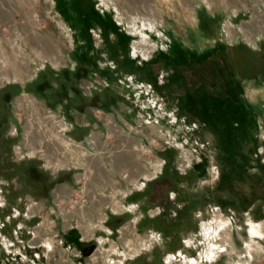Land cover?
<instances>
[{
	"label": "rangeland",
	"instance_id": "374dc122",
	"mask_svg": "<svg viewBox=\"0 0 264 264\" xmlns=\"http://www.w3.org/2000/svg\"><path fill=\"white\" fill-rule=\"evenodd\" d=\"M247 47L264 50V0H0L3 157L65 172L45 180L46 196L38 170L0 177V264H264V78L243 79L264 61ZM220 57L242 76L230 89L216 80ZM225 94L227 110L256 118L252 150L227 153L199 120ZM7 96L17 121L3 115ZM58 97L66 135L102 147L80 165L58 149L60 164L29 157L58 132ZM30 130L45 141L27 142Z\"/></svg>",
	"mask_w": 264,
	"mask_h": 264
},
{
	"label": "trees",
	"instance_id": "16d2710c",
	"mask_svg": "<svg viewBox=\"0 0 264 264\" xmlns=\"http://www.w3.org/2000/svg\"><path fill=\"white\" fill-rule=\"evenodd\" d=\"M248 51H250L252 54H260L263 55L261 56V60L264 61V50L263 51H259V47H253V48H246ZM260 52V53H259ZM241 65L240 66H246V60L244 59L243 56L239 55L238 58ZM211 63V65L215 64V60L213 61H209ZM217 62V60H216ZM226 61L220 57L218 60V65L215 67L216 69H218V71H220L221 73H223V75H221L220 77H217L216 80L218 79L220 84L223 86V88H228L230 89L232 87V82H238L240 79H242V76L240 75V73L237 72L236 68L233 70L232 69V78L228 77L226 68L227 65L225 66ZM227 64V63H226ZM263 66V70L262 71H257L256 73V69L255 67L252 66V64H248L245 69L246 71H248V73L245 75L243 73V79H257L259 80L260 78H264V63H262ZM85 68L83 66H78L77 70L80 72L82 70H84ZM254 70V72H252ZM217 71V70H216ZM251 71V72H250ZM255 73V75H253ZM263 75V76H262ZM52 78V77H51ZM231 79V80H230ZM51 80V79H50ZM49 79H45V83H46V87H49L48 89H53V90H57V86L56 87H52L51 85V81ZM65 80V79H64ZM67 80V79H66ZM65 80V81H66ZM217 80V81H218ZM165 82V81H164ZM166 85V83H164ZM163 84V86H164ZM212 87H215V84H212ZM44 84H40V87L43 89L45 88ZM64 87V91L68 89V86H71L70 84H68V80L67 82H58V87ZM44 90V89H43ZM42 90V91H43ZM12 92L10 93L11 96ZM53 97L55 94H52ZM72 95L74 96H78L80 99L82 97H84L82 94H80V91H78L77 88H74L72 91ZM181 95V94H180ZM10 96H7V99L4 100V104H3V115H9V100H10ZM57 96V95H56ZM226 97H224V103L226 104H219V109L215 106H210L208 108V112L206 114V116H200L201 121H203V124L208 125L209 127L212 128V131L215 135H217L219 137L218 141H219V146H224L227 150L226 152L229 153L233 148H242L243 149L245 147L248 146L249 147L251 145V149L248 148V150H252L253 148H255L259 142L258 139L256 137V135L253 133L254 130H256L257 128V122H256V118H253L251 116H254L253 114L251 115L250 113H240L238 115H235L232 113V111L227 110L226 107H230L229 106V101L231 100V97L227 94H225ZM73 99V98H72ZM98 100V99H97ZM62 100L58 97V99L54 100L51 105L61 102ZM66 105L65 108H69V103H64ZM215 104V103H214ZM225 105V106H224ZM221 107V108H220ZM67 109H65L66 111ZM205 114V113H204ZM254 129V130H253ZM1 139V138H0ZM4 141V137H2V139L0 140V143L3 144ZM243 142V145H242ZM4 146V145H2ZM0 145V147H2ZM7 147H9V145L6 144ZM248 150H246L248 152ZM230 155V154H229ZM231 159V155L228 156ZM258 157V155H257ZM256 159V158H255ZM7 160L3 157V149H0V177H3L5 179H10L12 178V176L16 175V178H18V176L21 178L23 175V172H21V168H27L29 165V161H21L18 162L16 164H14V166L10 165L9 162H6ZM11 166V167H10ZM27 169H29V171H36L38 170V165H34V166H30ZM41 171V172H40ZM40 171L38 170V173H35V181L36 183H40L41 187L40 189H38L36 196H46L47 195V190H48V186L50 184V182H48V185L46 184L45 180H58L61 179L65 174H62L60 176V173H56V174H50L48 171L43 172L41 169ZM45 173V174H44ZM161 174V173H160ZM244 177H246V175H244ZM44 181V182H43ZM224 184V183H223ZM10 188L12 189V184H10ZM145 188V187H144ZM143 188V190H144ZM16 189V188H15ZM18 190L20 191V188H18ZM34 220V219H33ZM32 223V222H30Z\"/></svg>",
	"mask_w": 264,
	"mask_h": 264
},
{
	"label": "built area",
	"instance_id": "2783aa9c",
	"mask_svg": "<svg viewBox=\"0 0 264 264\" xmlns=\"http://www.w3.org/2000/svg\"><path fill=\"white\" fill-rule=\"evenodd\" d=\"M25 96V100H27L28 99V96L26 95V94H22L21 95V97H19V100H23L22 99V97H24ZM19 103V101H18V99H17V101H13V102H9V113L11 114V116H12V118L13 119H15L16 121H17V119H18V112H19V108H18V104ZM101 107L99 106V107H89V108H86V109H84V110H82V113H81V115L83 116V119L84 120H88L87 119V117H85V116H87L88 114H90V115H92V116H95V113H99V112H103L101 109H100ZM32 109H33V111H34V113H37L38 111H39V109H38V107L37 108H33L32 107ZM49 110H50V122L51 123H53L52 124V128H56V127H54V125H59V124H61V123H63V124H65V126H66V128H65V133H63V132H61L59 129H58V127L56 128L57 129V131L59 132H56V133H53V132H51L52 134H50V139L48 140V141H46L45 143L47 144V146H46V148L40 153V154H36L34 157H37L38 156V159H41V160H43L46 164H51L52 162H54V164H60V163H62V161L60 160V157H58V155L55 153L56 151H54V150H56V149H58V150H61L62 151V153H63V159H65V158H69V160L70 161H74V163H78V165H80L81 164V162L84 160H86V159H84V157H85V154H83V155H81V154H79L81 157H78V158H75L74 156H71V152H73L74 153V155L75 156H77V154L78 153H76L77 152V149L75 148V147H72V149L70 150L69 149V153L70 154H68V148L66 147V145H64L63 146V148H57V145L56 144H54L53 143V135L54 134H59L60 136L62 135L64 138H66L68 141H70L71 143H76V144H81V145H83V147H85V148H87L88 150H89V153H99V152H97L98 151V147H101V146H98V147H96L95 148V151L94 152H91V150H90V147H92V145H91V143H89L88 141H87V139L84 141H80V142H76V141H73L72 139H70L67 135H66V133H67V130H68V123H67V120H66V118H65V114H70V112H65V116L62 114V115H60L59 114V112H57L58 111V108L57 107H54L53 105H51L50 106V108H49ZM107 116H108V114H107ZM110 116V115H109ZM75 117V116H74ZM73 117V118H74ZM73 118H72V120H73ZM86 118V119H85ZM113 118V117H112ZM111 118V119H112ZM69 119H71V118H69ZM66 120V121H65ZM74 120H75V118H74ZM113 120V123L115 124V125H118V127H119V129H120V126H119V123L117 122V121H115V118H113L112 119ZM57 121H61V122H57ZM68 121H70V120H68ZM55 122H57V124H55ZM47 130V129H46ZM31 131V133L28 135V134H26V140H27V142H29L30 144H31V142H33L34 141V138L35 137H38V144L39 145H41L42 144V142H44L45 141V139L42 141V136H43V134L41 133V134H35V132H34V134H33V131L32 130H30ZM48 131V130H47ZM26 132L28 133L29 132V130H26ZM37 132V131H36ZM50 132V131H49ZM65 135V136H64ZM68 137V138H67ZM95 138V137H94ZM29 139L31 140V142L29 141ZM30 144H28V145H30ZM33 145V144H32ZM31 146V145H30ZM31 149V153L32 154H30V156L29 157H33V155L35 154V153H33L34 152V149H33V146L30 148ZM54 149V150H53ZM101 149H102V147H101ZM100 149V150H101ZM47 152L50 154L49 156H51L52 158H49L48 159V157H47ZM101 152V151H100ZM18 153H19V151H18ZM58 161V162H57ZM81 161V162H80ZM69 163H67L66 165H68ZM160 173V172H159ZM159 173H157L156 174V176L155 177H157V175L159 174ZM154 177V178H155ZM150 178V179H149ZM145 179V178H144ZM143 179V180H144ZM152 178H151V176L150 177H148L147 179H146V181H148V180H151ZM1 183V182H0ZM60 187V186H59ZM59 187H56L55 189H54V191H53V201L52 202H55L56 200H57V197L59 196V195H62V190L60 191V188ZM0 192H1V188H0ZM63 195H67V193H66V190H63ZM56 203V202H55ZM52 209L53 210H55L53 207H52ZM60 214V213H59ZM65 221H66V218H65Z\"/></svg>",
	"mask_w": 264,
	"mask_h": 264
},
{
	"label": "bare ground",
	"instance_id": "6f19581e",
	"mask_svg": "<svg viewBox=\"0 0 264 264\" xmlns=\"http://www.w3.org/2000/svg\"><path fill=\"white\" fill-rule=\"evenodd\" d=\"M17 50H19V49H17ZM2 54H3V51H2ZM5 58V57H4ZM6 59V58H5ZM107 121V123L109 122L111 125H112V120H106ZM113 125H114V123H113ZM109 126V125H108ZM54 127H58V129L61 131V132H63V133H65V128H66V126H65V124H63V123H61V124H59L58 126L57 125H54ZM53 143L54 144H56L57 145V148H63V146L64 145H66V147L68 148V154H70L69 152V149L71 150L72 149V147H75L76 149H77V152L76 153H78L77 154V156H75L74 155V153L73 152H71V156H74L75 158H78V157H81L79 154H81V155H83V154H85V158H87V157H93V155L95 154V153H89V150L87 149V148H85V147H83V145H81V144H74V143H71L70 141H68L66 138H64L62 135L60 136L59 134H54L53 135ZM50 154L47 152V157H48V159L49 158H52L51 156H49ZM33 156H35V154L33 155ZM82 158V157H81ZM84 158V159H85ZM79 159V158H78ZM145 181H146V179H145ZM61 187V186H60ZM114 211H116L115 209H114ZM104 221V218L101 220V222H103ZM83 232V231H82ZM91 234V233H90ZM102 242V241H101ZM100 245V244H99ZM112 248V247H111ZM99 251L100 250H96V252H95V254H94V256L92 257V259L95 257V255L97 254V253H99ZM68 264H69V262H68ZM106 264H108V263H106Z\"/></svg>",
	"mask_w": 264,
	"mask_h": 264
}]
</instances>
